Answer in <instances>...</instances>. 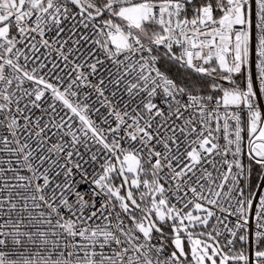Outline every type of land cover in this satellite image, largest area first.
<instances>
[{
  "label": "snow or ice",
  "instance_id": "6c2138e0",
  "mask_svg": "<svg viewBox=\"0 0 264 264\" xmlns=\"http://www.w3.org/2000/svg\"><path fill=\"white\" fill-rule=\"evenodd\" d=\"M0 264H264V0H0Z\"/></svg>",
  "mask_w": 264,
  "mask_h": 264
}]
</instances>
